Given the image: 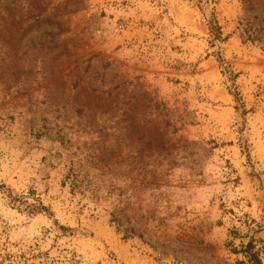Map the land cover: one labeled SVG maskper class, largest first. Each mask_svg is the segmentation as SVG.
<instances>
[{
  "label": "rangeland",
  "instance_id": "1",
  "mask_svg": "<svg viewBox=\"0 0 264 264\" xmlns=\"http://www.w3.org/2000/svg\"><path fill=\"white\" fill-rule=\"evenodd\" d=\"M251 240L264 264V0H0V264Z\"/></svg>",
  "mask_w": 264,
  "mask_h": 264
},
{
  "label": "trees",
  "instance_id": "2",
  "mask_svg": "<svg viewBox=\"0 0 264 264\" xmlns=\"http://www.w3.org/2000/svg\"><path fill=\"white\" fill-rule=\"evenodd\" d=\"M211 28L216 30L215 36H218L220 27L211 21ZM241 252H243L248 257L250 264H263L260 257V252L255 249V245L252 240L243 247Z\"/></svg>",
  "mask_w": 264,
  "mask_h": 264
}]
</instances>
